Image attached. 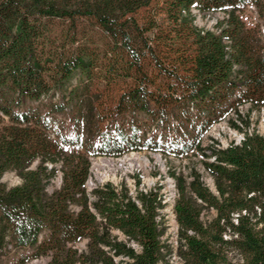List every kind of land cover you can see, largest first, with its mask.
<instances>
[{"label": "trees", "instance_id": "obj_1", "mask_svg": "<svg viewBox=\"0 0 264 264\" xmlns=\"http://www.w3.org/2000/svg\"><path fill=\"white\" fill-rule=\"evenodd\" d=\"M247 104L264 109V0H0V264H170L161 184L86 182L97 155L143 150L201 154L215 178L216 193L194 167L171 172L183 264H235L233 250L264 264V133L244 130ZM221 121L243 138L204 144Z\"/></svg>", "mask_w": 264, "mask_h": 264}, {"label": "rangeland", "instance_id": "obj_2", "mask_svg": "<svg viewBox=\"0 0 264 264\" xmlns=\"http://www.w3.org/2000/svg\"><path fill=\"white\" fill-rule=\"evenodd\" d=\"M225 12H217L214 14H199L196 18L198 27L214 28V23L223 18ZM254 19V16H253ZM243 114H249L250 124L244 130L255 129L259 133H264V109L250 110L249 104L241 108ZM204 139V144L213 143L215 147L227 146L230 142L240 141L243 138L244 132L231 126L228 121H221L214 125L208 132ZM202 155H192L188 158L165 157L160 152H151L149 150L143 151H130L121 157H107L97 155L92 158L91 175L88 177L90 184L88 187L91 189L98 182L104 183L112 181L117 185L126 181L130 191L135 190L134 174H138L142 180L140 188H150L155 185L161 184V193L164 197V207L161 209V225L164 227V232L161 236L162 240L166 241L171 248V252L167 258L170 264H183L182 259L177 254L178 239V224L175 218V210L173 209L174 199L176 197V179L171 175L175 171L176 174L183 173L186 179H190V172L194 167L201 174V178L211 191L216 193L215 178L205 169L204 164L201 163ZM214 157H210L212 160ZM98 167V168H97ZM60 176L56 178V183H59ZM2 181L9 185H14L20 182L19 176L15 171H7L2 176ZM216 215V210L213 208L205 207L202 211V220H210ZM112 234L119 239L124 240L125 236L122 232L115 229ZM85 246V244L81 245ZM230 257L232 262L237 264L242 262V256L238 251H231ZM119 260V259H118ZM46 257L34 259L28 264H45ZM119 264H126L125 261L119 260Z\"/></svg>", "mask_w": 264, "mask_h": 264}, {"label": "water", "instance_id": "obj_3", "mask_svg": "<svg viewBox=\"0 0 264 264\" xmlns=\"http://www.w3.org/2000/svg\"><path fill=\"white\" fill-rule=\"evenodd\" d=\"M79 244H80V245H83V244H85V240H84V241H82V242H80Z\"/></svg>", "mask_w": 264, "mask_h": 264}, {"label": "bare ground", "instance_id": "obj_4", "mask_svg": "<svg viewBox=\"0 0 264 264\" xmlns=\"http://www.w3.org/2000/svg\"><path fill=\"white\" fill-rule=\"evenodd\" d=\"M98 168V167H97Z\"/></svg>", "mask_w": 264, "mask_h": 264}]
</instances>
